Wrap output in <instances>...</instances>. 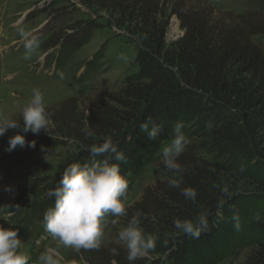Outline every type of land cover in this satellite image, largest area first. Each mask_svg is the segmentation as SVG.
Segmentation results:
<instances>
[{
  "label": "rangeland",
  "instance_id": "374dc122",
  "mask_svg": "<svg viewBox=\"0 0 264 264\" xmlns=\"http://www.w3.org/2000/svg\"><path fill=\"white\" fill-rule=\"evenodd\" d=\"M192 1L196 6L200 4L198 0ZM207 1L215 5L212 16L218 20L231 21L228 11L251 12L264 18V0ZM117 21L118 17L106 9L99 5L89 7L81 0H0V111L19 119L21 107L31 99L33 89L38 88L44 95L50 120L49 134L43 130L38 135L29 132L25 134L26 142L45 136L64 138L68 142L66 146L44 151H31L26 143L9 152L6 150L9 137L21 129H8L0 136V225L18 229L22 242L19 250L28 255V264H35L46 248H58L64 264H118L113 257L120 251L127 254L126 247L118 241V233L138 206L144 207L142 228L157 239L155 249L134 264H162L170 244L180 235L174 221L194 217V211L187 209L188 199L181 190L169 187L167 181L172 173L164 167L161 151L157 160L128 189L124 200L127 214L110 216L98 249L77 251L60 246L44 228L42 217H27L33 200L51 187L63 165L78 153L79 143L70 136L78 123L84 121L90 102L117 91L140 71L136 61L140 41ZM20 27L33 31L40 40V48L28 60L24 59ZM184 33L178 18L172 16L166 43ZM75 34V42L85 43L74 51H66L63 43ZM255 39L264 47V37ZM121 54L124 59L119 58ZM57 58L59 64L55 68ZM224 118L225 135H186L190 143L178 162L187 174L199 177L201 186L215 185L220 189L226 184L246 196L243 216L249 221L252 215L264 214V132L250 131L235 115ZM19 123L23 124L22 118ZM192 157L201 160L200 170L194 168ZM209 162L212 166L203 169ZM114 219L115 224L111 223ZM262 245L240 241L235 253L221 264H245L252 254L257 255V264H264V251L257 253L264 250Z\"/></svg>",
  "mask_w": 264,
  "mask_h": 264
},
{
  "label": "trees",
  "instance_id": "16d2710c",
  "mask_svg": "<svg viewBox=\"0 0 264 264\" xmlns=\"http://www.w3.org/2000/svg\"><path fill=\"white\" fill-rule=\"evenodd\" d=\"M81 1L89 7L99 5L116 15L118 25L137 36L141 44L136 57L140 71L117 91L90 102L84 121L78 123L70 136L78 141L79 151L63 165L49 189L56 186L69 165L90 162L93 159L91 147L107 137L125 156L123 161L112 162L119 163L129 189L147 166L157 160L164 142L174 135L178 122L183 123L185 135L220 136L226 133L222 128L223 118L235 115L250 131L264 132V47L255 39L264 37V18L251 12L234 14L228 11L231 21L218 20L212 16L215 5L205 0H198V6L192 4V0ZM172 16L178 18L185 33L167 44L165 37ZM74 37L76 34L63 43L66 51H74L85 43L75 42ZM58 64L59 58L55 68ZM149 117L161 127L154 140L139 128ZM85 127L95 135L86 138ZM33 140L36 146L29 147L31 151L68 144L60 137L45 136L30 142ZM109 155L95 159L102 160ZM190 160L194 168L200 170L201 160L194 157ZM211 164H204L203 169H208ZM182 175L181 187L197 190L195 202L187 200V209L194 211V217L207 212V227L198 238L178 235L170 244L162 264H221L235 253L240 241L263 244L264 214L252 215L247 221L243 216L246 196L230 189L234 195L221 210L217 206L220 189L215 185L201 186L198 176L194 178L185 171ZM49 189L33 200L27 217L43 218L46 210L54 206V197L47 195ZM133 209L142 213L144 207ZM234 213L240 217L239 231L233 226ZM256 257L252 254L245 264H257ZM113 259L118 264H129L123 251Z\"/></svg>",
  "mask_w": 264,
  "mask_h": 264
},
{
  "label": "clouds",
  "instance_id": "9594fccd",
  "mask_svg": "<svg viewBox=\"0 0 264 264\" xmlns=\"http://www.w3.org/2000/svg\"><path fill=\"white\" fill-rule=\"evenodd\" d=\"M25 49L24 59H31L40 48L39 38L33 31L23 27L18 29ZM120 59H124L121 54ZM22 118L23 124L19 123ZM49 116L46 111L44 95L40 89L34 88L31 99L20 109L19 119H14L0 111V136L8 129L20 128L21 131L9 137L7 151L11 152L19 147L35 148L36 142H26L25 134L31 132L38 135L41 130L49 134ZM211 127V125H209ZM139 128L146 133L149 139H156L161 127L151 117L141 123ZM183 123H176L174 136L170 143L161 149L162 163L172 173L167 183L169 187L179 188L181 194L188 200L195 202L197 190L192 187H181L185 169L178 162V157L185 151L190 140L182 131ZM85 137H93L95 133L89 128L83 129ZM44 151L43 147L41 149ZM93 159L83 164L73 163L63 172L61 179L47 195L54 197V206L46 210L43 216L44 228L50 236L59 242L60 246L80 249H98L104 236V228L108 223L107 217H120L127 214L124 200L128 191V180L121 174L120 165L125 156L118 150L117 144L110 137L103 139L90 149ZM110 154L107 158L96 160L97 156ZM243 169H241L242 171ZM11 191V188H6ZM221 197L217 206H223L234 195L228 185L220 187ZM143 213L137 211L118 233V241L127 250L129 264L154 250L156 237L146 234L141 226ZM3 219L8 221V217ZM233 226L236 231L241 228L240 217L234 213ZM208 213L201 212L194 218L176 219L174 228L177 234L189 235L198 238L201 231L207 227ZM111 223L115 224L114 219ZM21 239L18 229L5 228L0 225V264H28L29 257L21 248ZM35 264H64V257L58 248H46L37 258Z\"/></svg>",
  "mask_w": 264,
  "mask_h": 264
}]
</instances>
